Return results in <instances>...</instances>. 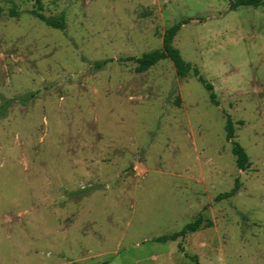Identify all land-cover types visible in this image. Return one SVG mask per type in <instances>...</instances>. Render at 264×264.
<instances>
[{"label":"rangeland","instance_id":"obj_1","mask_svg":"<svg viewBox=\"0 0 264 264\" xmlns=\"http://www.w3.org/2000/svg\"><path fill=\"white\" fill-rule=\"evenodd\" d=\"M233 1L0 0V264H264V3ZM175 24L217 106L128 60Z\"/></svg>","mask_w":264,"mask_h":264},{"label":"trees","instance_id":"obj_2","mask_svg":"<svg viewBox=\"0 0 264 264\" xmlns=\"http://www.w3.org/2000/svg\"><path fill=\"white\" fill-rule=\"evenodd\" d=\"M38 2V0H36ZM264 3V0H234L231 2L230 7H256ZM13 16H16V13L10 12ZM33 17L41 21L46 26L53 29H63V16L59 15L57 18L45 17L37 11H31ZM180 24H175L169 29H167L163 36L161 42V48L159 50H153L147 53H144L138 58H128L135 63L134 71L136 73H142L148 70L150 67L162 60H169L174 68L175 77L182 79L187 75H191L203 86L205 91L208 93L209 102L217 106L218 103L215 99V94L213 92V87L210 83H207L198 73V70L188 62H185L179 51L172 46V39L176 35ZM32 97V94H29ZM23 99V98H22ZM225 140L230 142L231 145V154L235 159V166L238 170L243 171L248 166V158L243 150V148L235 141H232L233 138V124L230 119V116L225 114V124H224ZM239 188L237 180L234 182V187L226 193L220 194L216 197V200L226 199L233 196ZM202 222V218L198 215L193 222L187 224L179 232H175L171 235L160 236L154 239L155 242H166V241H176L178 238L183 237L186 233H192L199 229Z\"/></svg>","mask_w":264,"mask_h":264}]
</instances>
